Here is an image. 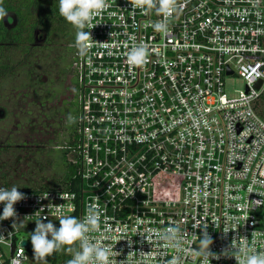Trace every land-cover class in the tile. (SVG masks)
<instances>
[{
  "label": "built area",
  "instance_id": "2783aa9c",
  "mask_svg": "<svg viewBox=\"0 0 264 264\" xmlns=\"http://www.w3.org/2000/svg\"><path fill=\"white\" fill-rule=\"evenodd\" d=\"M107 4L72 44L66 102L77 113L71 140L54 146L65 150L75 186L18 179L30 186L17 187L25 196L16 217L0 220V264L34 255L28 234L38 214L82 218L92 204L101 213L92 236L113 245L112 264H167L173 255L201 264L193 254L201 227L218 255L210 264H237L245 240L264 251V0H175L167 32L153 29L162 18L155 8ZM138 43L147 55L134 65L127 53ZM233 74L245 84L229 94ZM170 226L181 229L185 251L161 238Z\"/></svg>",
  "mask_w": 264,
  "mask_h": 264
},
{
  "label": "rangeland",
  "instance_id": "374dc122",
  "mask_svg": "<svg viewBox=\"0 0 264 264\" xmlns=\"http://www.w3.org/2000/svg\"><path fill=\"white\" fill-rule=\"evenodd\" d=\"M74 34L76 40V27ZM41 36L40 31L39 43ZM62 42L43 47L35 58L34 55L30 57V62L14 65V71L0 75V172L11 179L12 185L30 186L19 181L24 177L30 183L36 179L45 184L56 175L70 171L69 164L63 162L62 150L54 147L65 142L61 101L72 122L77 113V105L66 102L70 96L67 73L71 70V55ZM16 54L12 58L17 59ZM28 68L32 69L31 75ZM244 84L237 75L225 77V90L229 94L244 89ZM65 86H68L66 90ZM259 112L264 118V94ZM23 264L44 262L32 255Z\"/></svg>",
  "mask_w": 264,
  "mask_h": 264
},
{
  "label": "clouds",
  "instance_id": "9594fccd",
  "mask_svg": "<svg viewBox=\"0 0 264 264\" xmlns=\"http://www.w3.org/2000/svg\"><path fill=\"white\" fill-rule=\"evenodd\" d=\"M134 7L141 9H153L161 14V19L152 24L155 31L167 32V18L175 10V0H134ZM108 7L107 0H58V12L69 23L74 25L79 31V36H89L85 32V25L96 16L100 15ZM7 15L4 8L0 7V18ZM93 25H91L92 27ZM146 45L143 43L133 44L127 53V58L132 64H141L146 58ZM69 116V121H71ZM18 185L10 187H0V220L9 217L15 218L17 213L13 207L14 203L23 199L25 194L17 190ZM249 192H253L250 188ZM71 206H69V209ZM61 212V209H57ZM100 209L98 205L92 204L88 207L82 218H77L68 214H60L56 218L59 221L58 226L51 220L45 221V217L38 214L35 218V227L29 232L33 254L44 258L51 255L53 251L59 250L66 245H72L78 242V248L73 252L67 264H112L111 258L117 255L113 245H105L103 239L104 233L93 237L100 223ZM21 223V221H20ZM15 219L12 226L19 225ZM199 224H194L197 227ZM231 228L223 229L226 233ZM107 231V230H105ZM181 229L178 226H170L161 234V238L170 244L177 252L185 251L181 247L180 239ZM212 243V237L201 227L199 244L193 253L201 261V264H210L209 257L218 258L214 251H210L209 245ZM235 259L237 264H264V251L251 248L247 241H242L235 246ZM185 254H187L185 252ZM167 264H182L179 255H173L167 260Z\"/></svg>",
  "mask_w": 264,
  "mask_h": 264
},
{
  "label": "trees",
  "instance_id": "16d2710c",
  "mask_svg": "<svg viewBox=\"0 0 264 264\" xmlns=\"http://www.w3.org/2000/svg\"><path fill=\"white\" fill-rule=\"evenodd\" d=\"M0 7L4 8L7 15L0 18V75H5L14 71L15 66L21 63L30 62V57L41 51L43 47L53 45L58 41H63L67 47L68 55L72 53V44L75 41V26L66 21L58 12V0H0ZM42 32L41 42H37L39 32ZM18 58H12L14 53ZM27 72L31 75L32 69ZM68 86H65V90ZM54 93V92H53ZM52 94V92H51ZM64 102L61 101L60 110L64 119V140L70 141L73 132V122L69 121V114L64 111ZM66 121V122H65ZM62 150L63 162L65 160V150ZM69 173L56 175L53 179L45 183L44 187H70L74 188L75 181L72 179L69 186L73 168L69 165ZM11 179L5 177L0 172V183H10ZM58 226L59 221H52ZM75 243L66 245L59 250L53 251L51 255L44 257L52 262L66 259V252L72 250Z\"/></svg>",
  "mask_w": 264,
  "mask_h": 264
},
{
  "label": "water",
  "instance_id": "95a60500",
  "mask_svg": "<svg viewBox=\"0 0 264 264\" xmlns=\"http://www.w3.org/2000/svg\"><path fill=\"white\" fill-rule=\"evenodd\" d=\"M259 85H260V80H258V81L255 83V86H256V87H258ZM26 243H27V242H26L25 240L22 241V244H23V245H26Z\"/></svg>",
  "mask_w": 264,
  "mask_h": 264
}]
</instances>
